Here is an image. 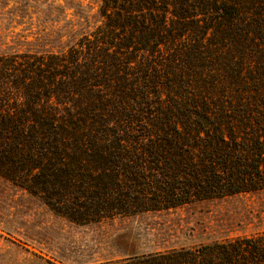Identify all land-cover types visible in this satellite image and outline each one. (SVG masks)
I'll list each match as a JSON object with an SVG mask.
<instances>
[{
    "label": "trees",
    "instance_id": "trees-1",
    "mask_svg": "<svg viewBox=\"0 0 264 264\" xmlns=\"http://www.w3.org/2000/svg\"><path fill=\"white\" fill-rule=\"evenodd\" d=\"M98 10L66 50L0 53V176L77 224L264 190V0ZM110 264H264V233Z\"/></svg>",
    "mask_w": 264,
    "mask_h": 264
},
{
    "label": "rangeland",
    "instance_id": "rangeland-1",
    "mask_svg": "<svg viewBox=\"0 0 264 264\" xmlns=\"http://www.w3.org/2000/svg\"><path fill=\"white\" fill-rule=\"evenodd\" d=\"M99 4L0 0V53L66 50L101 23ZM262 233L264 190L77 224L0 176V264H110Z\"/></svg>",
    "mask_w": 264,
    "mask_h": 264
}]
</instances>
